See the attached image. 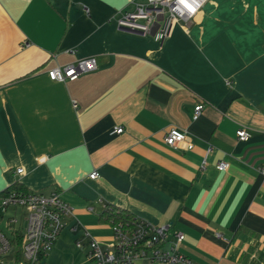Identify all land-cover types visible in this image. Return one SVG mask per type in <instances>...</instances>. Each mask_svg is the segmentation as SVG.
I'll return each mask as SVG.
<instances>
[{
    "label": "crops",
    "instance_id": "obj_1",
    "mask_svg": "<svg viewBox=\"0 0 264 264\" xmlns=\"http://www.w3.org/2000/svg\"><path fill=\"white\" fill-rule=\"evenodd\" d=\"M145 1L0 0V193L72 207L40 264H92V239L112 251L109 206L183 233L190 264H264V0H210L164 44L117 28ZM88 58L96 71L48 76ZM171 128L193 149L167 145Z\"/></svg>",
    "mask_w": 264,
    "mask_h": 264
},
{
    "label": "built area",
    "instance_id": "obj_2",
    "mask_svg": "<svg viewBox=\"0 0 264 264\" xmlns=\"http://www.w3.org/2000/svg\"><path fill=\"white\" fill-rule=\"evenodd\" d=\"M210 0H186L194 11L181 3L180 0H146L139 3L132 11H123L116 19L120 32L148 37L152 30L159 44H164L170 39L179 24L188 25L197 17ZM26 43L25 47H29ZM73 54L74 51H71ZM97 70L94 58L81 59L76 63L57 67L48 72L52 81H74L80 76ZM75 108L77 105H74ZM203 107H195L193 119H198ZM117 134L124 132L123 128H116ZM240 141H247L250 134L246 129L237 132ZM170 147L186 145L192 150L194 145L190 142L187 133L171 128L165 138ZM211 153L209 149L206 156ZM206 159L204 161V164ZM231 164L221 161L217 169L221 172L228 171ZM19 174L22 169L17 171ZM264 176V169L260 171ZM98 172H93L89 178L97 179ZM21 208L28 213L25 220L10 217L6 224L8 231L0 229V264H9L11 255H18L20 260L13 258V264H40L41 257H45L61 236L67 223L66 219L72 215V207L59 193L45 196L38 192L16 193L0 197V227L1 220L9 208ZM115 245L112 251L103 250L95 240L89 244L88 258L92 264H136L139 261H151L160 264H190L188 259L179 252L180 245L185 240L183 233H176L174 241L168 246L169 227H154L145 222L136 221L129 227L122 223L112 225ZM19 242L21 244H19ZM78 249H84L82 242H77ZM16 247H22L20 251Z\"/></svg>",
    "mask_w": 264,
    "mask_h": 264
},
{
    "label": "trees",
    "instance_id": "obj_3",
    "mask_svg": "<svg viewBox=\"0 0 264 264\" xmlns=\"http://www.w3.org/2000/svg\"><path fill=\"white\" fill-rule=\"evenodd\" d=\"M12 192L16 193H29L22 185L15 184L11 187L5 189L3 192L0 193V197L9 195ZM100 221L104 223H109L111 225H115L117 223H122L124 225H129V227H132L134 223H136L137 219L135 216L128 211L124 209H120L118 207H108L100 216ZM19 244H21L19 242ZM44 259V257H41V262ZM20 260V257L19 259Z\"/></svg>",
    "mask_w": 264,
    "mask_h": 264
},
{
    "label": "rangeland",
    "instance_id": "obj_4",
    "mask_svg": "<svg viewBox=\"0 0 264 264\" xmlns=\"http://www.w3.org/2000/svg\"><path fill=\"white\" fill-rule=\"evenodd\" d=\"M29 212H27L26 210L23 211V209L18 208L15 209L13 207L9 208L6 213L4 214V219L1 220V227L0 229L4 232L8 231V228L6 226V224L8 223V220L10 217H15L17 218L19 221L20 220H25L27 218ZM168 246L174 241V237L172 236V234L170 233L169 238H168ZM22 247H16V250L20 251ZM50 253V252H49Z\"/></svg>",
    "mask_w": 264,
    "mask_h": 264
},
{
    "label": "clouds",
    "instance_id": "obj_5",
    "mask_svg": "<svg viewBox=\"0 0 264 264\" xmlns=\"http://www.w3.org/2000/svg\"><path fill=\"white\" fill-rule=\"evenodd\" d=\"M180 2H181V3H185V6H186V7H189V9H190L191 11H194V9H192L190 5H187V4H186V0H180Z\"/></svg>",
    "mask_w": 264,
    "mask_h": 264
}]
</instances>
